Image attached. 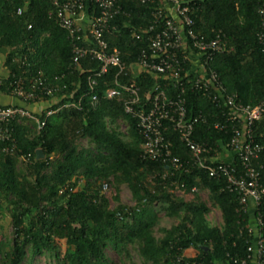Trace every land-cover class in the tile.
<instances>
[{"label":"trees","instance_id":"trees-1","mask_svg":"<svg viewBox=\"0 0 264 264\" xmlns=\"http://www.w3.org/2000/svg\"><path fill=\"white\" fill-rule=\"evenodd\" d=\"M259 4L260 0H195L191 5L196 35L212 40L219 33L229 49L213 57L208 69L217 73L226 94L235 95L244 106L264 101ZM119 5L123 13L112 20L105 40L110 51H119L125 70L111 68L99 76L98 62L74 63L72 41L56 22L53 0H0V57L6 52L8 70L0 91L11 95V83L24 76L36 80L35 94L49 103L38 116L46 121L44 128L29 119L13 122L15 149L5 153L6 144L0 143V218L7 212L12 230L8 238L0 235V264H38L42 258L50 261L45 264H119L108 256L110 250L129 264H236L249 255L251 236L245 227L250 215L240 213L239 195L228 190L226 178H213L188 164L189 173L171 176L167 166L144 158L137 120L125 112L129 94L122 91L121 96L108 98L109 90L121 91L129 83L139 87L142 103L158 85L170 97L176 94L161 76L134 69L150 52L148 36L137 39L136 34L154 22L158 3L119 0ZM93 9L89 3L90 16ZM186 66L188 72L190 64ZM194 78L191 74L185 80ZM43 87L52 94L43 93ZM184 96L188 119L200 114L207 119L195 125L193 138L213 153H222L230 131L216 125L225 122L226 107L191 84ZM48 111L54 113L48 117ZM119 122L126 124L125 131ZM262 132L264 120L253 126L254 141L264 145ZM165 138L174 156L192 161L170 125ZM38 150L43 159H37ZM233 162L240 171L238 156ZM252 165L264 170V149ZM173 183L184 185V194L194 197H177L171 191ZM104 184L117 192L126 186L135 205L123 204L116 195L112 207ZM193 188L198 192L192 193ZM201 193L207 195L205 200ZM159 205L176 222L157 236ZM212 208L221 215L218 225L208 220ZM259 211L264 223V195ZM59 241H72L73 250L62 255ZM190 250L197 252L195 257L185 255Z\"/></svg>","mask_w":264,"mask_h":264},{"label":"built area","instance_id":"built-area-1","mask_svg":"<svg viewBox=\"0 0 264 264\" xmlns=\"http://www.w3.org/2000/svg\"><path fill=\"white\" fill-rule=\"evenodd\" d=\"M139 1L142 4L158 3V6L152 14L154 22L149 27L140 28L136 34L137 39L143 35L148 36L150 52L143 55L135 65V72L161 76L163 80L172 84L176 94L170 97L165 89L158 85L146 96L145 103H142L139 87L135 83H129L121 86V91L109 90L107 96L114 99L121 96L122 91L129 94L128 99L124 101L125 112L137 120L138 129L144 140V158L167 166L171 176L183 171L189 173L186 167L188 164L207 171L213 178H226L228 190L239 195L240 213L250 215V224L245 227L251 236L249 255L240 262L235 260V263L264 264V223L259 211L264 195V170L262 167L258 169L252 165V161L264 149V145L254 141L253 135L255 123L264 120V101L256 106L242 105L237 102L235 95L226 94L217 73L208 69V62L213 57L224 54L229 49L219 33L212 40L196 35L193 30L195 22L191 17V5L195 0ZM89 3L94 5L93 16L88 12ZM53 4L57 24L68 33L72 41L74 63L78 64L84 59L98 62L99 76L106 74L111 68H118L120 73L124 72L126 65L119 51L116 48L110 51L105 40V34L111 29L112 20L123 13L119 0H53ZM257 13L260 19L257 38L264 47V0H260ZM87 16L88 22L84 26ZM186 64H190L188 72ZM191 74L195 78L185 80ZM35 82V79L24 76L17 78L11 83L13 88L11 95L27 105L42 102L35 94ZM95 84L96 82L92 81L91 85ZM188 84L227 109L225 122L216 125L221 131H230V140L225 146L222 145L224 148L222 153L218 151L213 153L211 147L193 138L195 125L206 123L207 119L202 114L188 119L184 96ZM41 91L46 92V95L52 94V90L46 87ZM96 98L95 96L93 99ZM53 113L48 111L47 116ZM22 119L33 121L39 129L46 125V121H41L24 106H0V143L6 144L5 153L13 152L16 147L11 124ZM167 125H170L185 142L192 154L190 163H185L173 155L165 138ZM263 136L264 132L260 134V137ZM229 153L231 158L225 159V154ZM233 156L239 158L240 171L234 165ZM166 177L167 174L163 179ZM172 186L184 194V185L173 183ZM108 188L109 184H104L103 190L106 191ZM191 191L198 192L196 188ZM243 231L242 227L240 233L243 234Z\"/></svg>","mask_w":264,"mask_h":264},{"label":"rangeland","instance_id":"rangeland-1","mask_svg":"<svg viewBox=\"0 0 264 264\" xmlns=\"http://www.w3.org/2000/svg\"><path fill=\"white\" fill-rule=\"evenodd\" d=\"M119 126L121 127L122 131H125L126 129V124L119 122L118 123ZM84 143H86L85 141H83ZM83 145V144H82ZM177 197L179 198H186L188 200L192 199L194 196L193 195H186V194H181L179 190H177L176 188L171 190ZM105 192H107V195L110 197V201H111V206L113 207L115 205L114 202V198L116 195L120 196L121 202L125 205L128 206H133L135 205V201L133 200L132 194L130 192V190L126 187V186H122L120 187L119 191L117 192L114 188V186H110L108 190H106ZM200 197L202 200H205L207 198L206 194L201 193ZM157 217H158V225L155 228V233L157 236H160L161 234V229L163 228H170L172 227L176 221L168 218L165 216L164 212L161 211V206H157ZM4 217L0 218V235H3L2 237L8 238L11 235V225H10V215L7 212H3ZM208 220L209 222L213 223L214 225H218L221 223V215L220 213L216 210V209H211V213L208 215ZM59 246H60V251L62 255H65V253H67L68 251H72L73 250V243L72 241H59ZM197 254V252L195 250H190L186 252V256L187 257H195ZM108 256L113 258L112 260H114L117 263H124V264H129V262L122 260L123 258H121V256H119L117 253H115L114 251L110 250L108 252ZM132 256L133 259L135 261H138V255L136 254L135 251H132ZM45 258H42L41 262L38 264H45L46 262L49 263V260H43ZM44 261V263H43Z\"/></svg>","mask_w":264,"mask_h":264},{"label":"crops","instance_id":"crops-1","mask_svg":"<svg viewBox=\"0 0 264 264\" xmlns=\"http://www.w3.org/2000/svg\"><path fill=\"white\" fill-rule=\"evenodd\" d=\"M88 15V13H87ZM86 20L84 21L83 25L86 26L88 22V16L85 18ZM6 58V52L3 53L0 57V82L8 77V70L4 66ZM9 105H18V106H24L26 107L29 111H31L33 114L39 116L42 114L44 109L48 108L49 103L48 102H40L37 104H24L17 98H15L12 95H5L0 91V106H9ZM225 159H230L231 154H225L224 156Z\"/></svg>","mask_w":264,"mask_h":264},{"label":"water","instance_id":"water-1","mask_svg":"<svg viewBox=\"0 0 264 264\" xmlns=\"http://www.w3.org/2000/svg\"><path fill=\"white\" fill-rule=\"evenodd\" d=\"M44 156H43V152L41 150H38L37 151V159H43Z\"/></svg>","mask_w":264,"mask_h":264}]
</instances>
